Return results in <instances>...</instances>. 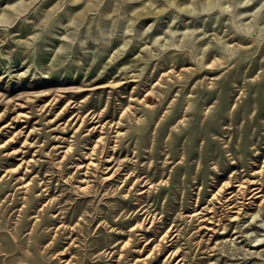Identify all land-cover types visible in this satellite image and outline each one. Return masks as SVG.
<instances>
[{
    "label": "rangeland",
    "instance_id": "1",
    "mask_svg": "<svg viewBox=\"0 0 264 264\" xmlns=\"http://www.w3.org/2000/svg\"><path fill=\"white\" fill-rule=\"evenodd\" d=\"M77 1L0 0V264H264V0Z\"/></svg>",
    "mask_w": 264,
    "mask_h": 264
},
{
    "label": "bare ground",
    "instance_id": "2",
    "mask_svg": "<svg viewBox=\"0 0 264 264\" xmlns=\"http://www.w3.org/2000/svg\"><path fill=\"white\" fill-rule=\"evenodd\" d=\"M48 1V0H47ZM73 1H77V0H73ZM79 1V0H78ZM77 1V2H78ZM151 1V0H150ZM153 1V0H152ZM168 2H166V3H168V4H170V5H175V6H177V8L179 9V10H185L186 11V9H190V8H197L198 6H199V4H201V6H202V8H203V10L204 11H202L203 13L206 11L207 13L208 12H210V10H212V9H214V10H212V12L213 11H215V9L216 8H214L215 6H216V3H217V0H184V1H182V2H178L177 0H167ZM189 1V2H188ZM222 1V0H221ZM223 1H225V0H223ZM227 1V0H226ZM248 1H250V0H244V1H241L242 3L243 2H248ZM31 2H32V0H31ZM33 3H34V1H33ZM51 3V2H50ZM76 3V2H75ZM123 3V2H122ZM125 3V2H124ZM127 4H128V2H126ZM148 3H149V1H148ZM219 3V2H218ZM234 3V2H233ZM238 3H239V1H238ZM48 4V3H47ZM91 4V3H90ZM120 4V3H119ZM147 4V3H146ZM225 4H226V2H225ZM228 4V3H227ZM226 4V5H227ZM235 4V3H234ZM234 4H232L231 3V5L230 6H233ZM246 4V3H245ZM245 4H244V7H245ZM75 5V4H74ZM106 5V4H105ZM148 5V4H147ZM169 5V6H170ZM218 5V4H217ZM89 7L91 6V5H88ZM125 6H127V5H125ZM144 6V5H143ZM174 6V7H175ZM242 6V5H241ZM251 6V5H250ZM114 7V6H113ZM146 7H148V8H146ZM154 7V6H153ZM200 7V6H199ZM221 8H222V6H220ZM106 8V7H105ZM160 8V7H159ZM166 8V7H165ZM170 8L172 9V7L170 6ZM227 8H229V6H227ZM85 9V8H84ZM198 9V8H197ZM99 10V9H98ZM134 10V9H133ZM132 10V11H133ZM156 10V9H155ZM174 10H176V9H174ZM174 10H173V12H174ZM227 10V9H226ZM235 10V9H234ZM135 11V12H134ZM133 12H134V16H136V17H141V16H146V15H149L150 13H154L155 14V12L156 11H154V8L152 9V6H144V7H142V8H136L135 10H134ZM159 11H160V9H159ZM158 11V12H159ZM190 11V10H189ZM188 11V12H189ZM219 11V10H218ZM224 11V10H223ZM228 11V10H227ZM232 11V10H231ZM238 11V10H237ZM87 12V11H86ZM85 11H83V10H81V12L79 13V17H81L82 18V16H84V14L86 13ZM99 12V11H98ZM124 12H126V11H124ZM131 12V11H130ZM162 12V11H161ZM160 12V13H161ZM193 12V11H192ZM201 12V11H200ZM205 12V13H206ZM236 12V11H235ZM245 11L244 10H239L238 12H237V16L239 17L240 15H243V13H244ZM108 13V12H107ZM106 13V14H107ZM117 13V12H116ZM186 13V12H185ZM194 13V12H193ZM226 13V12H225ZM233 13H234V11H233ZM100 14H101V12H100ZM105 14V15H106ZM118 14V13H117ZM187 14V13H186ZM196 14H198V13H196ZM201 14V13H200ZM211 14V13H210ZM3 15H4V13H3ZM87 15V14H86ZM162 15V14H161ZM104 16V15H103ZM74 17H76L75 15H74ZM84 17H86V16H84ZM98 17H100V16H98ZM150 17V16H149ZM185 17V16H184ZM241 17V16H240ZM245 17V16H244ZM1 18V17H0ZM104 18V17H103ZM138 18V19H139ZM257 15H255V17H254V19H255V23H256V20H257ZM3 19H5V17L3 16ZM93 19V18H92ZM99 19V18H98ZM137 19V20H138ZM150 19V18H149ZM1 20V19H0ZM6 21H8L7 19H5ZM130 20H131V18H130ZM133 20V19H132ZM175 20H177V19H175ZM245 20V19H244ZM73 21V20H72ZM75 21V20H74ZM90 21V20H89ZM1 22V21H0ZM92 22V21H91ZM132 22V21H131ZM175 22V21H174ZM194 22V21H193ZM235 22V21H234ZM233 22V23H234ZM248 22V21H247ZM7 23V22H6ZM90 23V22H89ZM237 23V22H236ZM235 23V24H236ZM245 23V22H244ZM134 24V23H133ZM174 24V23H173ZM184 24V23H183ZM250 24V23H249ZM260 24V23H259ZM153 25V24H152ZM175 25V24H174ZM260 25H262V24H260ZM15 27V26H14ZM237 27V26H236ZM244 27V26H243ZM63 28V27H62ZM150 28V27H149ZM260 28V27H259ZM190 29V28H189ZM189 29H187V30H189ZM195 29V28H194ZM198 29V28H197ZM237 29V28H236ZM239 29V28H238ZM48 30V29H47ZM154 30V29H153ZM170 30V29H169ZM187 30H186V32H187ZM240 30V29H239ZM200 31V30H199ZM234 31V30H233ZM237 31V30H236ZM47 32V31H46ZM185 32V31H184ZM196 32V31H195ZM198 32V31H197ZM225 32V31H224ZM244 32L246 33V34H250V37L252 36V38H253V42H259L260 40H261V36H263L264 35V29L263 30H259V31H256V29H255V31L252 29V27L251 26H248V28L246 29V30H244ZM186 34V33H185ZM193 34H194V30L192 29V31L190 32V33H188L187 34V36H188V40H190V39H192V37H193ZM199 34V33H198ZM230 34V33H229ZM244 34V33H243ZM262 34V35H261ZM196 35V34H195ZM208 35V34H207ZM228 35V34H227ZM173 36V35H172ZM238 36V35H237ZM241 36V35H240ZM244 36V35H243ZM195 37V36H194ZM219 38V37H218ZM228 37H226V39H227ZM215 39H217V38H215ZM222 39V38H221ZM224 39V41H225V38H223ZM223 39H222V41H223ZM204 40H205V38H204ZM219 40H220V38H219ZM234 40V39H233ZM232 40V41H233ZM248 40V39H247ZM229 41H231V40H229ZM244 41V40H243ZM250 41V40H249ZM183 44V43H182ZM263 44H264V42H263ZM177 45V44H176ZM181 45V44H180ZM208 45V44H207ZM235 45V44H234ZM262 45V44H261ZM263 46V45H262ZM178 47V46H177ZM180 47V46H179ZM239 47V46H238ZM234 49V48H233ZM173 50V49H172ZM248 51V50H247ZM234 52V51H233ZM188 53V52H187ZM190 53V52H189ZM225 53V52H224ZM141 54V53H140ZM175 54V53H174ZM206 54V53H205ZM232 54V53H231ZM204 55V54H203ZM215 55H217L216 53H215ZM113 56V55H112ZM186 56H188V55H186ZM191 57V56H190ZM223 57V56H222ZM207 58V57H206ZM205 58V59H206ZM208 58H209V56H208ZM225 58V57H224ZM210 59V58H209ZM208 59V60H209ZM216 59V58H215ZM214 59V60H215ZM191 60V59H190ZM198 60V63L199 64H201V65H204V56H202L201 55V57L199 56V58L197 59ZM235 60V59H234ZM223 61H224V59H223ZM222 61V62H223ZM186 62V61H185ZM193 62V61H192ZM206 62V61H205ZM209 62V61H208ZM217 62H218V60H217ZM216 62V63H217ZM222 62H221V64H222ZM231 62V61H230ZM158 63V62H157ZM219 63V62H218ZM173 64V63H172ZM160 65V64H159ZM197 65V64H196ZM216 65V64H215ZM224 65V64H223ZM234 65H236V63L234 64ZM158 66V65H157ZM161 66V65H160ZM172 66V65H171ZM205 66V65H204ZM220 66V65H219ZM170 67V66H169ZM168 67V68H169ZM191 67V66H190ZM223 67V66H222ZM232 67V66H231ZM165 68H167V67H165ZM203 68V67H202ZM157 69H159V68H157ZM176 69V68H175ZM206 69H208V68H206ZM169 71H171V70H169ZM181 71H182V68H181ZM202 71V70H201ZM211 71V70H210ZM170 73V72H169ZM181 74V73H180ZM140 75V74H139ZM163 75V74H162ZM182 76V75H181ZM180 76V77H181ZM190 78V77H189ZM151 79V78H150ZM184 80V79H183ZM174 81V80H173ZM180 81V80H179ZM263 81V80H262ZM187 82H188V80H187ZM261 82V81H260ZM215 83V82H214ZM213 83V84H214ZM217 83V82H216ZM199 84V83H198ZM218 84V83H217ZM155 86V85H154ZM215 86V85H214ZM223 86V85H222ZM218 87V86H217ZM216 89V88H215ZM188 90V89H187ZM213 90V89H212ZM222 90V89H221ZM151 92H153V91H151ZM149 93V92H148ZM147 93V94H148ZM257 95V94H256ZM189 96V95H188ZM194 96V95H193ZM208 96V95H207ZM219 97V96H218ZM186 99V98H185ZM194 99V98H193ZM196 99V98H195ZM245 99V98H244ZM203 100V99H202ZM228 100V99H227ZM205 101V100H204ZM218 103V102H217ZM209 104V103H208ZM215 104H216V102H215ZM232 105V104H231ZM190 106V105H189ZM214 106V105H213ZM228 105L225 103L222 107L225 109L226 107H227ZM184 107V106H183ZM153 108H154V106H153ZM205 108V107H204ZM200 109H201V107H200ZM216 110V109H215ZM200 111H202V110H200ZM205 111L206 112H208L209 113V111H210V108L208 109V108H205ZM217 111H218V109H217ZM92 112V111H91ZM126 112V111H125ZM124 112V113H125ZM188 112V111H187ZM195 112H196V110H195ZM93 113V112H92ZM193 113V112H192ZM233 113V112H232ZM202 114V113H201ZM196 115V114H195ZM209 115V114H208ZM212 115V114H211ZM81 116V115H80ZM92 116V115H91ZM208 117V116H207ZM212 117H214V116H212ZM232 117V116H231ZM230 117V118H231ZM85 118V117H84ZM209 118V117H208ZM94 120V119H93ZM141 120V119H140ZM84 121V120H83ZM139 121V120H138ZM216 121V120H215ZM82 122V121H81ZM212 122V121H211ZM83 123V122H82ZM117 124H120V121H118V122H116ZM102 126V125H101ZM94 129V128H93ZM121 130V129H120ZM21 132V131H20ZM119 132V131H118ZM120 133V132H119ZM101 138V137H100ZM71 147V146H70ZM68 152H69V150H68ZM264 168V167H263ZM261 172H263V171H261ZM135 175V174H134ZM131 177V176H130ZM263 178V177H262ZM261 179V178H260ZM260 179H257V180H242V181H239V180H235V181H239V183L238 184H236V186L238 187V189H233V190H231L230 191V189L233 187V186H235V185H233L234 183V180H229V181H226V182H224L221 186H220V188H219V190L216 192V193H214V198H216V199H219V200H223L224 199V202L222 203L223 204V206L225 205L226 207H228V209H231L232 210V208L233 207H239V209L237 210V215H239L241 212L240 211H242V209L245 207H242L243 205H245L247 202V199H250V201L248 202V203H252V202H254V200L256 201V197H264V185L262 184L263 182H260V181H262V180H260ZM137 180L138 181H141V182H145L143 185H145V186H147V185H149V188L150 187H152V185H153V181L152 180H149L146 176H144V177H142L141 175H138V178H137ZM25 182V187H29V182H26V181H24ZM84 187H86V186H84ZM30 188V187H29ZM85 189V188H84ZM229 190V192H228V194H229V196L228 195H224L223 193L225 192V191H228ZM143 192V191H142ZM223 194V195H222ZM239 198H243V200L242 201H240L239 200ZM253 198H256V199H253ZM264 199V198H263ZM218 200V201H219ZM215 201V200H214ZM215 204H213V206H210V205H207L204 209H211V208H215L216 207V202H214ZM220 203V202H219ZM247 203V204H248ZM240 204H242V206L240 205ZM252 206V205H251ZM219 207V206H218ZM145 209V210H144ZM220 209V208H219ZM141 210H144L143 211V213H146V216L144 217V219H143V223H144V221H146L147 223H150V225L151 226H154L155 225V222H156V214H153V213H151L150 212V210H149V208H148V206L147 205H144L142 208H141ZM219 212V211H218ZM137 213V212H136ZM159 213V212H158ZM236 215V216H237ZM150 216V217H149ZM235 217V216H234ZM238 217V216H237ZM236 219V218H235ZM141 222V223H142ZM140 223V222H139ZM149 225V226H150ZM150 226V227H151ZM224 227V226H223ZM172 228H174V226L172 225V226H170L166 231H165V233H164V235L162 236V238H161V240H166L167 238H169V237H171V236H173L172 238H171V240H173L178 234H176V235H173V233H172ZM154 231H156V230H154ZM132 236V235H131ZM178 237V236H177ZM176 237V238H177ZM157 240V239H156ZM130 239L129 240H127L126 242H125V244L124 245H127V244H129L130 243ZM150 242V241H149ZM160 242V241H159ZM163 242V241H162ZM161 242V243H162ZM174 243V242H173ZM159 244V243H158ZM172 244V243H171ZM258 244V243H257ZM158 245H155L154 247H153V251H154V248L155 247H157ZM174 246V245H173ZM125 247V246H124ZM123 247V248H124ZM160 247V246H159ZM170 247V246H169ZM160 249V248H159ZM157 251V250H156ZM179 251H180V249L179 248H174L173 250H171L170 251V253H169V255H170V257H172V256H175V255H177V254H180L179 253ZM260 253V252H259ZM150 254V253H149ZM151 255V254H150ZM181 255V254H180ZM183 255V254H182ZM120 256H122V254L120 255ZM146 259V258H145ZM169 259V258H168ZM173 259V258H172ZM171 259V260H172ZM184 258L182 257V258H180L179 259V261H178V263L177 264H179L182 260H183ZM144 260V259H143ZM150 260V259H149ZM165 260V259H164ZM119 261V260H118ZM147 261V260H146ZM121 262V261H120ZM165 263H166V261H165ZM149 264V263H148ZM163 264H164V262H163Z\"/></svg>",
    "mask_w": 264,
    "mask_h": 264
}]
</instances>
